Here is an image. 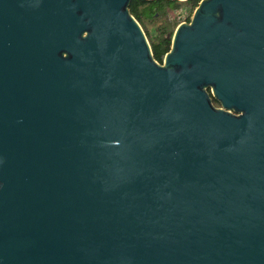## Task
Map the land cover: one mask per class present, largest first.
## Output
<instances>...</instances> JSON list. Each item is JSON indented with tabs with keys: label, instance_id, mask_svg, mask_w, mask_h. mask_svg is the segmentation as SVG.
Masks as SVG:
<instances>
[{
	"label": "water",
	"instance_id": "obj_1",
	"mask_svg": "<svg viewBox=\"0 0 264 264\" xmlns=\"http://www.w3.org/2000/svg\"><path fill=\"white\" fill-rule=\"evenodd\" d=\"M131 2L0 0V264H264V0Z\"/></svg>",
	"mask_w": 264,
	"mask_h": 264
},
{
	"label": "trees",
	"instance_id": "obj_2",
	"mask_svg": "<svg viewBox=\"0 0 264 264\" xmlns=\"http://www.w3.org/2000/svg\"><path fill=\"white\" fill-rule=\"evenodd\" d=\"M201 0H132L130 11L143 27L155 58L163 62L165 54L172 45L173 33L181 21L169 16V10L186 8V21ZM161 19H163L161 21ZM215 104L219 102L215 100Z\"/></svg>",
	"mask_w": 264,
	"mask_h": 264
},
{
	"label": "rangeland",
	"instance_id": "obj_3",
	"mask_svg": "<svg viewBox=\"0 0 264 264\" xmlns=\"http://www.w3.org/2000/svg\"><path fill=\"white\" fill-rule=\"evenodd\" d=\"M182 7L183 8H180V9L169 10V16L171 18H177L181 22L186 21L185 19L188 15V10L186 8H184V6H182ZM193 13H192V15H193ZM192 15H191V17H192ZM162 20L163 19H161V21Z\"/></svg>",
	"mask_w": 264,
	"mask_h": 264
}]
</instances>
